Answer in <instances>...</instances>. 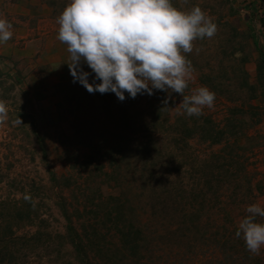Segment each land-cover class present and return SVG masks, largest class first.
Returning <instances> with one entry per match:
<instances>
[{
	"label": "trees",
	"instance_id": "trees-1",
	"mask_svg": "<svg viewBox=\"0 0 264 264\" xmlns=\"http://www.w3.org/2000/svg\"><path fill=\"white\" fill-rule=\"evenodd\" d=\"M180 1L171 0L179 10ZM233 1L236 0L217 3L213 21L218 33H226L215 37L217 45L206 47L209 37L197 38L192 42L193 50L183 53L193 66L203 71V85L212 86L215 94L232 103L239 102L227 109L221 124L210 116L185 113L170 121L167 113L171 102L167 100L165 104V92L159 90L123 102L114 93H89L79 83H73L67 64L68 79L57 85L75 119L73 135L67 137L69 143L84 144L83 128L91 119L92 122L98 119L94 113L98 114L99 109L101 123L106 118L104 122L114 132L112 143L104 144L106 139L90 143L92 149L78 166L76 153L70 154L72 166L78 171L94 164L93 170L86 171L89 178L102 174L116 180L115 171L120 163L133 162L130 164L141 177L147 175L143 177L141 190L149 186L147 179L156 172L182 175L186 181L177 179L178 183L166 190L151 189L144 202L147 209L141 211V215L147 216L144 222L139 220L138 206L131 205L123 192L119 196L101 197L95 189L70 212L64 205L61 207L65 231L53 237L41 229L44 220L31 197L2 199L0 264H21L39 248L47 255L52 252L50 241L57 244V254L65 245L70 247L71 260L56 264H195L202 259L206 264H262L261 257L246 249L243 238L235 236L238 227L226 214L221 199L224 192L230 191L235 196L242 187L243 193H251L242 155L235 153L234 146L248 127L260 121V109L250 101L260 94L264 96V0H241L235 4ZM46 3L53 6L55 1ZM231 16H238L245 23L244 33L230 26L225 18ZM243 40L254 51H245ZM250 61L255 65L254 83L244 68ZM85 70L90 71L86 66ZM135 133L140 135L137 137ZM192 139L209 146L223 144L225 153L211 152L199 157L189 143ZM102 160L108 161L110 171L102 170ZM68 185L64 183L65 187ZM262 187L257 182L255 190L263 193ZM25 226H36V230L29 235H16ZM59 258L60 254L51 261Z\"/></svg>",
	"mask_w": 264,
	"mask_h": 264
},
{
	"label": "rangeland",
	"instance_id": "rangeland-1",
	"mask_svg": "<svg viewBox=\"0 0 264 264\" xmlns=\"http://www.w3.org/2000/svg\"><path fill=\"white\" fill-rule=\"evenodd\" d=\"M46 1L0 0V18H6L13 25L11 39L0 44L2 54L0 55V100H3L7 106V118L0 120V200L31 197L39 217L44 220L41 229L50 233L52 237L56 233L62 234L65 231L66 222L61 214V207L64 205V208H68L70 212L73 207L83 202L85 195H89L95 189L101 197L119 196L120 192H123L131 205L138 206L139 220L144 222L147 216L141 215V211L147 209L144 202L149 191L154 187L166 190L177 184V179H181L182 182L186 179L181 177L182 175H164L156 172L153 178L147 179L149 186L141 190L143 177L147 175L141 177L140 172L134 170L130 164L133 162L120 163L115 171L116 180L107 179L102 174L89 178L86 171L93 170L94 164L86 170L79 171L72 166L74 163L70 159L71 153H76L78 162L76 166H78L89 154L90 147L92 149L91 144L104 139H106L104 144L107 141L112 143L114 132L110 130V125L104 122L106 118L104 119L103 116L104 120L101 123L102 113L99 114V109L98 114L94 113L98 119L93 122L91 119L83 128L86 138L84 144L69 143L67 137L73 135L75 119L67 110L70 104L63 100L57 89L59 83H64L68 79L65 65L70 62V54L66 45L57 39L59 28L57 17L68 0H54L53 6L48 5ZM219 1L222 0H181L179 5L182 11H189L198 5L207 16L214 19ZM238 1L241 0L233 2L235 4ZM225 19L240 33L247 30L240 17L231 16ZM218 32L217 29L209 38L210 42L206 47L216 46L215 37L226 35L225 32ZM242 42L245 51H254L251 45H247L246 40ZM255 56L256 52L253 53V59ZM191 65L192 78L188 82V88L185 89V95L190 94L194 88L205 86L201 83L203 71L192 63ZM244 68L250 82L254 83V61L247 63ZM207 87L213 91L212 86ZM165 97L171 102L167 116L172 121L175 116L184 113L179 106L182 96L177 93L171 95L165 93ZM233 104L239 102L232 103L215 94L213 106L204 107L202 115L210 116L216 123L221 124L227 115V109ZM250 104L260 109V121L248 127L244 137H241L234 147L235 153L242 155L241 159L252 187L251 193H243L242 187L235 196L227 191L221 197L223 209L237 227L243 218V213H247L248 205L258 204L264 207V96L260 94L255 100L250 101ZM18 119L21 123L16 122ZM134 135L138 137L140 133ZM189 143L193 152L199 157L207 156L211 152L225 153L223 144L209 146L198 143L196 139L190 140ZM229 143L231 144V140ZM237 147H242V150ZM102 161L104 163L102 170L110 171L108 161ZM238 179L240 184H243L242 177ZM65 182L70 186L65 187ZM257 182L261 187L263 186V193L255 190ZM217 216L221 221L222 214L219 213ZM258 219L259 222H264V217L258 216ZM35 230L36 226H25L17 230L16 235H29ZM55 247L57 244L50 241L52 252L46 255L43 249L39 248L36 253L26 256L21 264H56L59 261L71 260L70 247L65 245L59 252L61 259L51 261L59 255ZM255 255L261 257L264 264V245ZM183 263L185 262H181ZM194 263L206 264L203 259L201 263L198 261Z\"/></svg>",
	"mask_w": 264,
	"mask_h": 264
},
{
	"label": "clouds",
	"instance_id": "clouds-1",
	"mask_svg": "<svg viewBox=\"0 0 264 264\" xmlns=\"http://www.w3.org/2000/svg\"><path fill=\"white\" fill-rule=\"evenodd\" d=\"M57 24V39L70 54L67 66L73 83L89 93H114L121 102L154 90L177 93L188 116H200L204 107L213 106L215 93L207 86L184 94L193 69L183 53L193 50L194 40L210 38L217 30L198 5L182 11L171 0H68ZM12 27L0 18V44L11 39ZM6 118L7 106L0 100V120ZM246 212L235 236L258 254L264 245V222L257 216L264 217V207L251 204Z\"/></svg>",
	"mask_w": 264,
	"mask_h": 264
},
{
	"label": "crops",
	"instance_id": "crops-1",
	"mask_svg": "<svg viewBox=\"0 0 264 264\" xmlns=\"http://www.w3.org/2000/svg\"><path fill=\"white\" fill-rule=\"evenodd\" d=\"M0 55H2V54L0 53Z\"/></svg>",
	"mask_w": 264,
	"mask_h": 264
}]
</instances>
